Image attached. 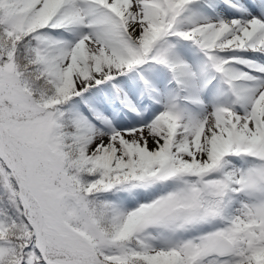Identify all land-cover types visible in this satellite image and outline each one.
<instances>
[{
  "label": "snow or ice",
  "instance_id": "1",
  "mask_svg": "<svg viewBox=\"0 0 264 264\" xmlns=\"http://www.w3.org/2000/svg\"><path fill=\"white\" fill-rule=\"evenodd\" d=\"M223 2L0 0V264H264V0Z\"/></svg>",
  "mask_w": 264,
  "mask_h": 264
},
{
  "label": "rangeland",
  "instance_id": "2",
  "mask_svg": "<svg viewBox=\"0 0 264 264\" xmlns=\"http://www.w3.org/2000/svg\"><path fill=\"white\" fill-rule=\"evenodd\" d=\"M206 7L209 8L208 14H211V9L215 7V0H207ZM220 8L228 9L230 12H233L236 15L241 14L237 9L230 8L228 4L223 2V0H221ZM225 15H227V13H225ZM177 48L179 50V54L182 55L184 59L192 63L194 67H199L202 64L203 60L205 59L203 53L200 52L198 48L195 45H192L190 42H181L180 44L177 45ZM158 67L161 73V79L157 81V87L161 88V90L164 91L174 92L175 91L174 84L169 83V81H171V74L168 72L166 68L162 66H158ZM208 99H209L208 95L205 94V100L207 101ZM222 99L226 100V98H222ZM156 107H160V105H156ZM132 116H135V113H132Z\"/></svg>",
  "mask_w": 264,
  "mask_h": 264
}]
</instances>
